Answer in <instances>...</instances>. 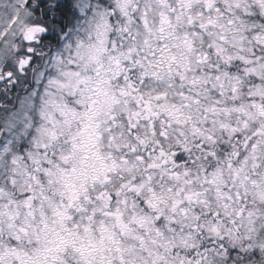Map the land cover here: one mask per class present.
I'll return each instance as SVG.
<instances>
[{"label": "clouds", "instance_id": "9594fccd", "mask_svg": "<svg viewBox=\"0 0 264 264\" xmlns=\"http://www.w3.org/2000/svg\"><path fill=\"white\" fill-rule=\"evenodd\" d=\"M0 264H264V0H0Z\"/></svg>", "mask_w": 264, "mask_h": 264}]
</instances>
